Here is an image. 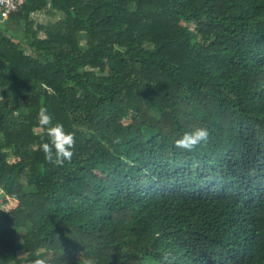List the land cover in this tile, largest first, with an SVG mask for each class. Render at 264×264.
<instances>
[{
    "label": "trees",
    "instance_id": "obj_1",
    "mask_svg": "<svg viewBox=\"0 0 264 264\" xmlns=\"http://www.w3.org/2000/svg\"><path fill=\"white\" fill-rule=\"evenodd\" d=\"M16 1L0 16V196L17 200L2 263L264 264V0ZM41 108L74 135L62 165ZM194 128L207 139L175 147Z\"/></svg>",
    "mask_w": 264,
    "mask_h": 264
},
{
    "label": "clouds",
    "instance_id": "obj_2",
    "mask_svg": "<svg viewBox=\"0 0 264 264\" xmlns=\"http://www.w3.org/2000/svg\"><path fill=\"white\" fill-rule=\"evenodd\" d=\"M38 124L46 128L48 140L42 142L41 150L45 158L56 165H62L66 160L72 158V147L74 145V135L64 130L63 126L56 124L48 127L51 117L45 108H41L37 113ZM208 137L207 129L194 128L184 132L174 141L175 147L183 150H192ZM33 264H45V260L37 258Z\"/></svg>",
    "mask_w": 264,
    "mask_h": 264
},
{
    "label": "rangeland",
    "instance_id": "obj_3",
    "mask_svg": "<svg viewBox=\"0 0 264 264\" xmlns=\"http://www.w3.org/2000/svg\"><path fill=\"white\" fill-rule=\"evenodd\" d=\"M37 16H39L38 18L41 21H44L46 23L51 20V17L49 18L48 16H42V15H37ZM16 204H17V200L15 198L11 196H5V197L0 196V214L16 206ZM0 264H3L1 259H0Z\"/></svg>",
    "mask_w": 264,
    "mask_h": 264
},
{
    "label": "built area",
    "instance_id": "obj_4",
    "mask_svg": "<svg viewBox=\"0 0 264 264\" xmlns=\"http://www.w3.org/2000/svg\"><path fill=\"white\" fill-rule=\"evenodd\" d=\"M18 9L16 0H0V16L2 18L9 17V14Z\"/></svg>",
    "mask_w": 264,
    "mask_h": 264
},
{
    "label": "crops",
    "instance_id": "obj_5",
    "mask_svg": "<svg viewBox=\"0 0 264 264\" xmlns=\"http://www.w3.org/2000/svg\"><path fill=\"white\" fill-rule=\"evenodd\" d=\"M1 20V19H0ZM20 35V34H19ZM0 65H2V63H0Z\"/></svg>",
    "mask_w": 264,
    "mask_h": 264
}]
</instances>
